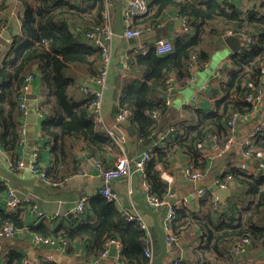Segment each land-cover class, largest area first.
<instances>
[{"label":"trees","instance_id":"trees-1","mask_svg":"<svg viewBox=\"0 0 264 264\" xmlns=\"http://www.w3.org/2000/svg\"><path fill=\"white\" fill-rule=\"evenodd\" d=\"M12 1L21 8L20 28L0 59V147L9 159L19 160L24 114L16 96L25 76L31 73L42 92L36 103L42 119V141L50 146L46 177L57 184L65 176L80 172L79 161L71 155L73 147L67 146L71 140L81 141L90 155L103 163V153H114L115 158L122 153L90 114L92 96L83 92L78 95L76 79L69 74L72 67L79 65L94 75L98 72L100 49L91 46L84 34L102 24L105 0H0V31L5 26L2 12ZM245 1L250 5H245ZM168 8L185 19L188 32L179 31L170 39L172 51L166 55H158L152 44L144 51L137 50L136 45L126 51V66L119 75V93L113 108L114 115L127 110L124 146L129 139L146 142L169 129L162 138L163 145L150 147L151 159L143 172L149 194L158 197L169 189L160 173L167 168L169 157L176 152L186 153L191 169L203 173L209 159L202 156L201 144L215 135L217 145L224 146L231 136L227 121L233 115L254 110L255 105L248 101L249 90L262 87L264 82V0H150L149 12L136 16L134 26L155 31ZM229 31L243 33L250 42H244L240 50L232 53L229 65L219 69L220 76L209 80L208 90L200 92L209 98L206 109L186 104L182 108L186 116L176 118L170 114L171 104L151 98V92L156 90L167 95L166 79L171 75L176 84L168 94L170 99L176 90L185 88L194 73L210 63L212 51L219 49ZM243 150H250L251 162L244 163L255 170L230 166L218 176L219 184L234 183L237 187L236 195L226 206L220 208L214 194L208 192V199H200V210L176 208L172 230L180 237L183 229L196 227L200 235L191 251L193 258L174 257L170 264H237L238 255L231 245L245 237L253 252H264V169H259L264 165L255 163L259 153L264 154V132L253 135ZM4 191L6 194L7 185L0 180V195ZM41 224H28L20 213L0 209V230L6 226L33 230L62 244L80 240L94 257H101L106 241L114 239L120 245L119 264H152L143 252L146 232L136 221H129L115 202H107L99 193L85 197L82 212L55 229ZM152 230L155 256L159 248L153 226ZM3 243L0 264H58L45 258L40 263H30L16 248Z\"/></svg>","mask_w":264,"mask_h":264},{"label":"crops","instance_id":"crops-1","mask_svg":"<svg viewBox=\"0 0 264 264\" xmlns=\"http://www.w3.org/2000/svg\"><path fill=\"white\" fill-rule=\"evenodd\" d=\"M236 1L240 2L241 0ZM244 3L245 5H250V3L246 1ZM20 11L21 8L18 3L12 1L2 12V17L5 21L2 33H8L9 37L0 36V59L8 49L12 35L19 33L20 22L18 16ZM159 22L161 26L155 29V31L150 28L144 30L141 41L146 43V47L152 44L154 37H167L171 39L176 33L181 31L180 24L182 23L174 9L168 8L160 17ZM136 42L137 39L129 41L118 35L113 39V63L108 75V89L104 93L102 99V127H113L115 124L113 108L117 104L116 98L117 93H119L117 82L123 68L121 59L122 56L126 54V51L133 47ZM231 54L232 51L225 43H223L218 50L215 48L212 51L211 61L207 64L206 68L201 72H195L194 77L191 79L192 81L185 88L174 92L171 99L172 108L170 109V114L174 113L176 118L186 116V112L182 110L183 106L186 104L205 108L209 98L205 94L201 95L200 92H202V90L207 91L208 88L206 87L209 80L219 77V69L222 66L229 65V57ZM69 74L73 75L76 79L78 95L82 94L80 90L81 86L96 89L97 85L93 82L94 74L88 72L84 65L72 67L69 70ZM28 94H35L36 98L26 99L25 101L26 113L24 116V125L26 127V133L24 142L18 149V158L23 160L27 166L28 163L32 161L33 151L39 147L38 154L41 162L45 165H49L51 159L49 151L50 146L49 144H43L41 137L42 119L36 111V103L42 97L41 86L38 80L34 79L32 81ZM151 94L152 99L156 97L155 100L162 95L160 90L152 91ZM32 111L37 113L36 120L34 122H29L28 115ZM259 124H264V91L262 100L255 105L251 113L235 116V124L231 130L230 139L224 146L218 148L211 140L201 144L200 151L202 152V156L207 157L209 161L204 169L203 177L199 182L196 181L198 182L197 184H195V181L189 180L183 174L184 167L189 165L190 157L188 154L176 152L169 157L167 168H162L160 172L161 178L168 184V192L171 193L169 202L175 205L176 208L198 211L202 208L200 199H208V194H214L218 206L220 208L226 206L236 195L237 187L234 183L229 184V186L225 185L224 187H220L218 185V176L230 166H246L249 170H255L254 167L250 165L248 167L244 163L240 146L241 143L250 136L253 128ZM68 144H71L73 147L71 155L75 156L80 166H85L87 168V174H83L82 172L71 174L65 176L58 181L57 184L49 185L41 181L36 174L32 173L28 166H25V168L21 170L14 171L20 177L27 179L28 183L22 185L0 171V180H3L7 187H12L17 195L29 198L30 202L28 205H24L16 210L28 224L40 225L42 223L41 225L43 227L55 229L65 223L67 219L73 218L70 210L82 196L90 198L98 194L102 182L98 177L96 168L92 165L90 151L84 147L81 141L71 140L69 143L67 142V146ZM153 145H163L161 133H159L156 138H150L146 142L129 139L123 147V150H125L129 156L136 157L142 151ZM113 154L103 153L105 165H111L113 163L115 159ZM258 157L255 163L260 167V165H264V154L259 153ZM8 159L7 154L0 147V165L7 169ZM156 167H161L160 163H158ZM259 169H264V166H261ZM111 187L118 197L115 203L123 213H142L138 209H135V205L137 204L136 199L140 200V202L142 201L143 204L152 209L146 201V196L149 192L144 182V177L141 174L131 173L128 177L116 179L111 183ZM200 187H204L207 189V193H210L207 195L205 194L206 196H191V192H194ZM5 192L6 191L0 195V209H4L5 207ZM32 205L36 207L37 211L43 214V217L38 218V216H34L32 212V214L30 213L29 210ZM142 214L149 224L151 232L152 226L154 227L153 217L148 214ZM156 219L160 224L162 223L161 209H159ZM34 235L35 233L33 230H16L11 238H0V243L4 242V246L16 248L30 263H34L36 260L45 257H50L58 264H119V244L109 245L107 256L94 257L86 252L85 246L80 240H73L67 244L56 241L54 244L48 245L35 241ZM199 235L200 231L196 227L190 230L183 229L179 243L173 251H168L164 259V264H170V260L174 257L193 258L191 251L196 244L199 243ZM249 250L250 252L244 255L238 254L239 260L237 264H264V252H253L250 248Z\"/></svg>","mask_w":264,"mask_h":264},{"label":"built area","instance_id":"built-area-1","mask_svg":"<svg viewBox=\"0 0 264 264\" xmlns=\"http://www.w3.org/2000/svg\"><path fill=\"white\" fill-rule=\"evenodd\" d=\"M84 1V0H80ZM149 1L150 0H124V6L122 9V29H123V36L125 39H137L135 48L139 51H144L146 49V43L141 41V36L143 33V28L134 26V18L136 16H141L147 14L149 12ZM116 2L114 0H105V6L102 11V24L96 26L91 31H88L84 34V39L90 43L91 46L100 49V66L98 69L97 74L94 75V83L97 85L96 89H90L87 86H81L80 90L83 93L90 94L92 96V101L90 104V114L93 116L95 122L101 124L102 122V99L103 95L108 89V75L113 63V39L116 36L113 31L114 25V12H115ZM182 24L181 31L183 33H187L189 28L186 24L184 18L179 17ZM148 29V28H147ZM3 30L0 31V36ZM228 35L237 36L243 42H250V39L246 37L243 33L236 34L234 32H227ZM227 35V36H228ZM152 45L155 49V52L158 55H166L172 51V42L167 37H158L152 42ZM126 54L122 56L121 64L123 67L126 66L125 64ZM264 71V67H263ZM34 76L29 73L25 76L23 81L22 87L19 93L16 96V101L18 103V107L23 112L24 116L26 113V96L29 93V89L31 86L32 81L34 80ZM166 84L168 87L167 95H161L158 99H164L165 103L170 105L171 99L168 96L170 91H172L175 87V81L173 76L171 75L166 79ZM264 88L263 86L260 88H252L249 90L248 94V101L253 105L260 103L262 100ZM156 97H153L155 99ZM37 113L41 116V113ZM36 113V114H37ZM154 116L157 115V112H154ZM127 119V110L122 109L121 111L117 112L114 115L115 124L113 127H104L106 132H108L114 141L119 145L122 150V153L119 154L114 160L111 165H105L103 161L99 158L92 157L91 162L94 168H96L98 177L102 182V186L99 188L98 193L106 199L107 202H116L118 197L116 193L112 190L111 183L119 178L128 177L131 173H139L143 176L144 168L146 163L151 159V148H147L146 150L142 151L136 157L129 156L125 150H123V144L126 141V131L123 128V124H125ZM235 124V115L231 116L230 119L227 121V126L229 127L230 131L233 129ZM169 129H167V132ZM166 132V133H167ZM264 132V124L256 125L250 136L246 138L241 143L240 151L242 159L248 162H251L252 155L250 150H243L244 144H249L251 141V137L256 133ZM26 133V127L23 124L20 130L21 138L19 140V144L21 145L24 142V137ZM166 133L161 134V138H163ZM211 141H213L217 145V137L215 135L211 136ZM154 146V145H153ZM151 146V147H153ZM218 148H221L217 145ZM38 149H35L32 153V161L28 163L29 170L36 174L41 181L49 185H55L56 183L46 177L45 171V164L41 162L40 156L38 154ZM8 159V169L12 171L21 170L25 168L26 164L23 160L19 159L17 161ZM250 165V164H249ZM26 166V167H27ZM80 172L83 174H87L88 170L84 166H80ZM183 174L191 181H199L203 177V173L191 169V166L187 165L183 169ZM220 187H224V184H219ZM207 193V189L204 187H200L196 189L194 192H191V196H201ZM171 197V193L167 192L163 197H158L156 195L148 194L146 196V201L148 205L153 210H162V223L161 225L165 231V240L168 250L175 248V246L179 243L180 237L172 230V223L175 219V211L176 206L169 202V198ZM216 200V197H214ZM30 202L29 198L22 197L16 194L15 190L12 187H7V193L5 197V210L7 212L17 213L16 210L21 208L24 205H28ZM85 203V196H82L77 203L72 206L70 212L72 216L78 215L82 212ZM30 213L32 212L34 216H38V218L43 217V214L40 211H37L36 207L32 205L30 207ZM31 213V214H32ZM126 218L129 221H136L140 228H142L146 232V246L143 247V252L147 257L153 260V237L150 232V226L146 222L144 216L140 212L135 213H126ZM15 229L12 226H6L0 230V238L2 239H9L11 238L14 233ZM34 240L37 242H42L44 244H54L56 240L50 237H42L40 235L35 234ZM64 243V241H63ZM112 244H119L118 241L114 239L107 240L105 243V247L101 252V256L105 257L108 255V247ZM250 240L245 237L242 238L231 245V250L235 254L242 253L246 248H249ZM46 260L53 261L50 257H45ZM35 263H40V259L36 260ZM123 264V263H120ZM176 264V262H174Z\"/></svg>","mask_w":264,"mask_h":264},{"label":"water","instance_id":"water-1","mask_svg":"<svg viewBox=\"0 0 264 264\" xmlns=\"http://www.w3.org/2000/svg\"><path fill=\"white\" fill-rule=\"evenodd\" d=\"M124 6V0H116V6H115V12H114V25H113V31L115 35L118 36H123V29H122V9ZM1 36L3 37H9L8 33L4 32L1 33ZM129 41H132L133 39H128ZM224 43L229 47V49L232 51V53L237 52L240 50V48L244 45V42L241 41L237 36L233 35H228L224 37ZM27 99H33L36 98L35 94H27L26 96ZM29 119L28 121L34 122L36 120V112L32 111L28 115ZM0 171L13 178L14 180L18 181L20 184L24 185L28 183L27 179L24 177H20L16 172L9 170L3 166L0 165ZM199 182V181H198ZM196 182L195 184H197ZM137 204L135 205V209H138L144 214H148L153 217V223L154 227L156 229V240H157V245L159 248L158 253L153 257L152 264H164V259L168 254V247L166 245V240H165V231L163 226L160 224V222L156 219V215L159 213V210H152L148 208L143 202L140 200H137ZM250 250L249 248H246L242 253L240 254H246L249 253Z\"/></svg>","mask_w":264,"mask_h":264},{"label":"rangeland","instance_id":"rangeland-1","mask_svg":"<svg viewBox=\"0 0 264 264\" xmlns=\"http://www.w3.org/2000/svg\"><path fill=\"white\" fill-rule=\"evenodd\" d=\"M228 34H226V36H227ZM208 107V103H207V105H206V107L205 108H203V109H206ZM123 147H124V144H123Z\"/></svg>","mask_w":264,"mask_h":264}]
</instances>
